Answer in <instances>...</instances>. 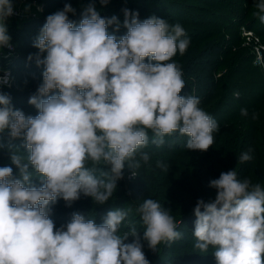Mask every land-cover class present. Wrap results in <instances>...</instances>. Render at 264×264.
I'll list each match as a JSON object with an SVG mask.
<instances>
[{
	"label": "clouds",
	"instance_id": "9594fccd",
	"mask_svg": "<svg viewBox=\"0 0 264 264\" xmlns=\"http://www.w3.org/2000/svg\"><path fill=\"white\" fill-rule=\"evenodd\" d=\"M255 7L264 22V0ZM123 11L127 33L119 39L107 32L109 26L119 31L118 18L101 17L93 4L78 25L69 20L75 9L68 4L46 17L33 44L39 49L36 64L44 66L43 83L28 101L37 115L14 110L10 96L0 93V133L23 139L27 149L26 162L10 153L18 178L12 167H0V264H150L141 239L155 251L161 242L180 237L170 210L151 198L136 208L142 237L135 226L118 234L125 210L109 211L101 224L80 213L59 227L50 218V204L58 199L71 206L83 194L105 204L123 178L125 162L132 169L140 167L137 155L149 161L140 151L149 142L147 130L157 146L178 132L188 137L189 150L202 152L219 130L198 106V97L180 95L185 83L172 57L188 47L184 28L155 16L141 21L138 12ZM11 15V0H0V48L10 47L6 21ZM250 159L243 153L239 162ZM30 168L41 186L33 183ZM209 186L217 195L214 202L196 203L195 247L212 246L216 264H264V189L238 179L235 170L222 172ZM130 235L135 239L126 243Z\"/></svg>",
	"mask_w": 264,
	"mask_h": 264
},
{
	"label": "rangeland",
	"instance_id": "374dc122",
	"mask_svg": "<svg viewBox=\"0 0 264 264\" xmlns=\"http://www.w3.org/2000/svg\"><path fill=\"white\" fill-rule=\"evenodd\" d=\"M225 1L228 0H171V4L178 11H171L173 19L170 20L161 6L157 7L154 0H149V12L146 15L139 14L141 21L155 16L167 20L169 24L179 23L185 30V37L182 38L188 39L189 43L202 44L211 37L223 39L224 53L218 75H224L226 70L227 73L233 71L229 79L234 80V84L228 82V75L221 80L220 99L223 98V101L220 105L217 141L204 152L180 151L176 148L175 141L170 148L154 146L148 142L140 151L148 153L149 161L145 163L137 155L140 167L132 169H129L128 162H125L123 178L117 181L116 190L105 204L99 205L88 196H82L78 204H73L70 210L66 211L60 206L61 199L50 204V218L56 227L69 222L73 213H80L86 219L91 218L96 224H101L109 211L120 209L128 211V215L121 222L118 234L123 236L135 226L142 237L144 226L136 208L144 200L151 198L170 210L178 232L184 229L188 219H196L194 208L198 200L203 199L205 203L214 202L217 190L206 192L202 188L204 180L217 179L222 172L235 170L238 179H248L252 184H259L264 189V90L258 88L264 72L261 63V58L264 57V29L260 28L262 21L259 17H254L256 22L252 27L249 25L251 15L246 16L247 11L257 16L258 9L255 5L259 0H229L230 4H224ZM163 4L165 8L171 9L168 2ZM98 8L100 7L96 9ZM104 11L102 14L106 13ZM131 11L138 12L135 9ZM107 12L109 18L116 16L120 21L122 28L118 31L119 36L126 35L123 27L124 13ZM208 17L214 24L204 20ZM179 54L177 51L175 55ZM32 86L30 78L18 71L17 79L4 93L10 96L14 110L21 105L26 107V110H33L34 106L28 103L29 99L25 95ZM242 109L247 110V115L241 114ZM24 145L25 142L21 138H10L7 130L0 133V150L16 152L26 162L27 149ZM243 153H248L251 159L239 162ZM158 162L166 165V170L158 166ZM87 163L92 166L91 161ZM4 166L13 167V176L19 177V169L12 164L11 159L0 161V167ZM103 167L105 171L108 170L107 166ZM29 171L32 172L33 183L37 187L41 186L39 175L31 168ZM197 187H200L199 191ZM125 223L128 224L123 226ZM134 239L130 235L125 242L131 243ZM141 243L150 264H158L159 255L165 252V245L172 253L180 254L181 261L186 264L190 254L201 253L202 259H207V255L215 250L212 246L206 251L198 249L195 247L196 238L186 236L161 242L156 247L158 253L152 256V250L148 248L147 243L142 239Z\"/></svg>",
	"mask_w": 264,
	"mask_h": 264
},
{
	"label": "trees",
	"instance_id": "16d2710c",
	"mask_svg": "<svg viewBox=\"0 0 264 264\" xmlns=\"http://www.w3.org/2000/svg\"><path fill=\"white\" fill-rule=\"evenodd\" d=\"M39 2L44 4L43 11H41L37 16L31 17L28 19H12L11 22L6 24L7 32L10 36V39L17 47V54L15 57L11 59L9 62V66L12 68L14 80L17 79V72H22V75L30 78L32 82V87L28 89L27 93L25 94L29 99L31 96L37 94V89L40 84L43 82V71L44 66H38L36 64L35 56L39 52V49L33 46L36 37L39 34L40 29L46 23V17L48 15L54 14L59 10H63L66 4L71 5L73 9H75V14L68 13L69 20L73 21L75 24H79L81 20V14L83 10L89 5L93 4L101 17L109 18L108 12L110 13H119L123 14L124 9L132 10L135 9L138 11L139 14L146 15L150 9H148L149 0H108L106 5L101 3V0H38ZM247 1V0H245ZM163 2H168L171 9H167L164 7ZM248 2V1H247ZM224 4H230L229 0ZM155 6H161L163 11H165L166 15L173 19L171 14L172 12L178 11V9L171 4V0H154ZM157 6V7H158ZM103 10L105 14L103 13ZM152 11V9H151ZM107 14V15H106ZM251 15L249 18V25L254 27V23L256 22V18L259 17L258 15L255 16L250 11L246 12V16ZM258 19V18H257ZM208 22L214 24L213 22L209 21V17L204 19ZM261 29H264V22L260 25ZM122 28V27H121ZM121 30V29H120ZM127 33V29L125 28ZM109 35H115L117 39H119L118 31H114L112 26H109L107 29ZM264 32V31H263ZM224 53V41L220 37H211L205 40L202 44H195L189 43L186 51L183 54L175 55L172 57V61H175L182 70V79L184 80L185 87L182 89L180 95L182 96H195L199 98V107L202 108L209 114L218 124L220 123L219 114L221 113V102L223 98L220 99L221 95V83L228 75V82L233 83L234 80L229 79V75L233 74V71L226 72L221 75H218V72L221 68L222 64V54ZM32 56V59H29V56ZM47 53L41 54V58L46 56ZM147 62V58H145ZM6 59L0 58V64H4ZM263 71V70H262ZM230 73V74H229ZM263 79L259 84L258 88L264 90V72ZM234 84V83H233ZM11 86H6L0 84V93H5ZM256 88V87H255ZM257 89V88H256ZM58 91V90H57ZM256 92V91H254ZM256 93H254V96ZM264 96V95H263ZM252 100L254 101L255 99ZM16 110H21L24 112L26 116H35L38 114V110L34 107L33 110H26L24 106H17ZM220 127V126H219ZM148 131V138L149 142L157 146L156 144L152 143L154 138V133L152 130ZM218 131L213 133L214 136V143L217 141L218 138ZM188 137L187 136H180L179 133H173L172 135H166L164 137V143L159 146H165L166 148H170L172 146V142L175 141L176 148L180 151H194L198 152L199 150H189L186 147ZM23 140V139H22ZM24 141V140H23ZM25 142V141H24ZM10 159V151H2L0 150V161H8ZM87 167L91 168L92 166L88 163L86 164ZM13 169V167H12ZM16 169V168H15ZM212 179L208 178L204 180L202 183V188L206 192H212L215 189L210 187V181ZM200 190V187H197V191ZM84 196L81 194L79 200L73 202L71 206H67L65 201L61 199L60 206L62 210H70L73 204H78ZM196 219H188L186 221V225L184 229L178 231L180 233V237L190 236L195 239L193 235V230L195 226ZM128 223H125L123 226H126ZM183 248V247H182ZM165 252L159 255L158 264H186L184 261H181V255L175 254L169 251L166 245L163 248ZM158 253V249L156 248L155 251H151L152 256ZM202 254H190L188 255L187 262L188 264H216L215 257L213 253H211L207 259H202Z\"/></svg>",
	"mask_w": 264,
	"mask_h": 264
},
{
	"label": "built area",
	"instance_id": "2783aa9c",
	"mask_svg": "<svg viewBox=\"0 0 264 264\" xmlns=\"http://www.w3.org/2000/svg\"><path fill=\"white\" fill-rule=\"evenodd\" d=\"M13 4V15L7 18V21L12 19H28L37 16L43 11L44 4L38 0H11ZM17 54V47L10 39V47L0 48V58L6 59L4 64H0V81L6 78L7 82H0L2 85L12 86L14 76L9 62ZM262 68L264 71V57L261 58Z\"/></svg>",
	"mask_w": 264,
	"mask_h": 264
}]
</instances>
